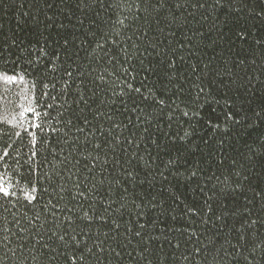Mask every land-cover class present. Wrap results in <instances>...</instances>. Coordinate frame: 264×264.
<instances>
[{
	"label": "trees",
	"instance_id": "16d2710c",
	"mask_svg": "<svg viewBox=\"0 0 264 264\" xmlns=\"http://www.w3.org/2000/svg\"><path fill=\"white\" fill-rule=\"evenodd\" d=\"M0 184V264H264V0H0Z\"/></svg>",
	"mask_w": 264,
	"mask_h": 264
},
{
	"label": "snow or ice",
	"instance_id": "6c2138e0",
	"mask_svg": "<svg viewBox=\"0 0 264 264\" xmlns=\"http://www.w3.org/2000/svg\"><path fill=\"white\" fill-rule=\"evenodd\" d=\"M10 79L15 80L16 77L13 76ZM0 192H3L5 195H7V189L2 184H0ZM137 235H139V233H137Z\"/></svg>",
	"mask_w": 264,
	"mask_h": 264
}]
</instances>
